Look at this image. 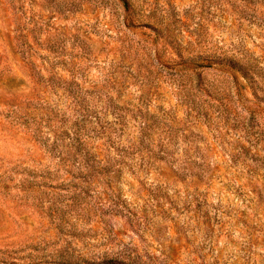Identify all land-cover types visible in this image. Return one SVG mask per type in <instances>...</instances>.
I'll return each mask as SVG.
<instances>
[{
    "label": "rangeland",
    "instance_id": "1",
    "mask_svg": "<svg viewBox=\"0 0 264 264\" xmlns=\"http://www.w3.org/2000/svg\"><path fill=\"white\" fill-rule=\"evenodd\" d=\"M0 264H264V0H0Z\"/></svg>",
    "mask_w": 264,
    "mask_h": 264
}]
</instances>
